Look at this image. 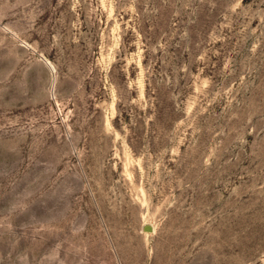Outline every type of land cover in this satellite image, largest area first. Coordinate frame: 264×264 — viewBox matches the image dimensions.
Segmentation results:
<instances>
[{
	"label": "rangeland",
	"instance_id": "rangeland-1",
	"mask_svg": "<svg viewBox=\"0 0 264 264\" xmlns=\"http://www.w3.org/2000/svg\"><path fill=\"white\" fill-rule=\"evenodd\" d=\"M0 264H264V0H0Z\"/></svg>",
	"mask_w": 264,
	"mask_h": 264
},
{
	"label": "water",
	"instance_id": "water-1",
	"mask_svg": "<svg viewBox=\"0 0 264 264\" xmlns=\"http://www.w3.org/2000/svg\"><path fill=\"white\" fill-rule=\"evenodd\" d=\"M144 229L145 230H148V231H151L152 230V227L150 225H145L144 226Z\"/></svg>",
	"mask_w": 264,
	"mask_h": 264
},
{
	"label": "bare ground",
	"instance_id": "bare-ground-1",
	"mask_svg": "<svg viewBox=\"0 0 264 264\" xmlns=\"http://www.w3.org/2000/svg\"><path fill=\"white\" fill-rule=\"evenodd\" d=\"M153 228V227H152ZM153 231V230H152Z\"/></svg>",
	"mask_w": 264,
	"mask_h": 264
}]
</instances>
